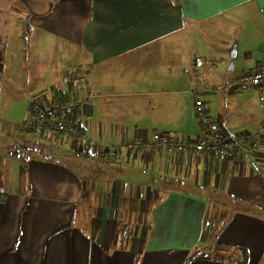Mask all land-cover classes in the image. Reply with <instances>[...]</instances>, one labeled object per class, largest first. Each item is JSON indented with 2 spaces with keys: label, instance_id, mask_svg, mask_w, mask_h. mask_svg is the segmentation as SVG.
<instances>
[{
  "label": "crops",
  "instance_id": "1",
  "mask_svg": "<svg viewBox=\"0 0 264 264\" xmlns=\"http://www.w3.org/2000/svg\"><path fill=\"white\" fill-rule=\"evenodd\" d=\"M241 51L264 54V0H0V264H230L205 250L214 237L264 264V213H228L231 197H264L257 91L230 88L213 118L255 135L237 157L132 145L172 133L179 102L154 112L163 91L149 88L169 79L178 93L189 70L209 90L232 83ZM34 101L75 102L85 137L24 131ZM215 212L228 220L212 226Z\"/></svg>",
  "mask_w": 264,
  "mask_h": 264
},
{
  "label": "built area",
  "instance_id": "2",
  "mask_svg": "<svg viewBox=\"0 0 264 264\" xmlns=\"http://www.w3.org/2000/svg\"><path fill=\"white\" fill-rule=\"evenodd\" d=\"M77 82H85L79 77ZM229 88L240 92L257 91L260 101L264 103V54L256 61L254 69L243 73L237 80L230 83ZM203 89L193 90L196 97V114L202 123L204 136L201 140H180L169 133H155L151 140H138L133 146L150 150L164 149L170 154L184 153L209 156L221 153L227 157H237L248 143L255 140V135L244 132L234 140L225 138L220 134L216 122L208 121V111L201 99ZM75 103H57L34 101L29 108V119L24 123V131L55 132L58 134H71L80 140L85 135L78 128L73 118Z\"/></svg>",
  "mask_w": 264,
  "mask_h": 264
},
{
  "label": "rangeland",
  "instance_id": "3",
  "mask_svg": "<svg viewBox=\"0 0 264 264\" xmlns=\"http://www.w3.org/2000/svg\"><path fill=\"white\" fill-rule=\"evenodd\" d=\"M239 54H242V55H240L239 58H237V60H236L237 70L235 71V73H232V74H235L234 75L235 77H238V76L243 74L242 72L247 68L246 62L248 60L253 59V61H256V59L258 58V56L247 58L245 56L247 53H245L244 51H241ZM195 58H198L199 65L202 66V65H205L204 62L202 61L203 60L202 58L210 59L211 56L209 54L207 55V54L201 52L199 55L195 56ZM231 63H233V61ZM212 64H213V61H212ZM226 67L230 68V65L227 63ZM246 71L247 70H245L244 73ZM198 72L199 71L195 72L194 70H189L188 72H186V75H184V73L182 71L179 73V75L183 76L184 78L179 83V89L175 90V91H179L178 93H172V94L171 93H169V94L165 93L166 91H174V89H173L174 87H173V85L169 79L164 80L163 83H160L162 85H157V87H159V88H149L151 90H162L163 91L162 94L153 95L151 98L147 99V102H150V100H152V108H153L154 112L157 110V100H163V101L177 100L179 102L178 111L171 110L167 114L171 118L170 124L168 125L169 128H172V129H170V131L174 134L179 132V133H177V134H179L177 136L172 134V133H169L171 136H174L176 139L185 138L182 135L183 132H186V133L187 132H195L193 134H198L200 136L203 133L202 123H201L200 119H198L197 114H196L195 97L192 93L188 92V90L191 89L193 86L200 88V89H203V88L206 89V91L203 93L201 99L205 104L204 105L205 109L207 108V111H208V109L211 111L210 113H208V121L211 120V118L213 119L214 117H217V115H219V111L227 107V104H224L222 100L225 97H227V95L229 93V88H227V86L230 83L226 84V82H225V83H223L225 85H223V86L221 85V87H219V88L212 87V89L209 90V89H207L210 86L209 84H213V83L209 82L208 78L203 75L205 73H202V72L198 73ZM197 74L199 75L198 82L195 85H193V81L195 80V77ZM233 80H236V78ZM232 81H230V82H232ZM209 93H213V94H211L213 96H208ZM216 95H218V96H216ZM241 95H245V94H241ZM238 97H239V94L237 96H235V98H238ZM142 99H144V98H142ZM224 102H225V100H224ZM242 108H244V107H242ZM244 118H245L244 116L238 114L234 117V120L236 121V124H238L239 121L244 120ZM248 132H250L249 129H248ZM5 150L6 151L9 150L10 152H14L9 148H6ZM2 152H3V149L0 146V153H2ZM231 199H232V203H230L228 206V207H230L229 209L231 211H228V213L229 212L234 213L236 210H245V211H254V212L264 213V197L258 198L256 201H246V200L232 198V197H231ZM211 215L212 216H210L208 218V221L211 223L212 226H214L215 224H218L220 222H225L226 220H228L227 219L228 214L220 217L217 215V212H215Z\"/></svg>",
  "mask_w": 264,
  "mask_h": 264
},
{
  "label": "trees",
  "instance_id": "4",
  "mask_svg": "<svg viewBox=\"0 0 264 264\" xmlns=\"http://www.w3.org/2000/svg\"><path fill=\"white\" fill-rule=\"evenodd\" d=\"M80 77H84V76L81 75ZM77 83H79V82H77ZM227 88H229V86H227ZM68 103H75V102H68ZM62 104H66V103H62ZM75 107H76V103H75ZM73 115H74V113H73ZM211 120L213 122H216V124L218 126V130L220 131V134L223 137L230 138V140H234L236 137H239L240 136V134H239V135H235V136H231L230 137V134L221 125V123H222L221 122V119L220 120L211 119ZM31 132H38V131H31ZM203 132H204V130H203ZM209 249L211 251H213V252L216 251V254H215L216 259H219L222 262H228L230 264H247L248 263V260H249V252H248V250L246 248L236 247V248H233L232 250L224 249L216 241V238L215 237L212 240V242L210 243L209 248H208V246L205 248V250H207V251ZM197 252H199V251H197Z\"/></svg>",
  "mask_w": 264,
  "mask_h": 264
}]
</instances>
